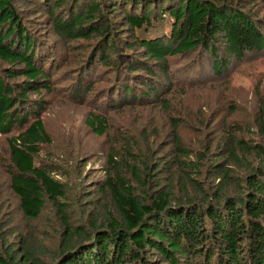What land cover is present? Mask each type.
Returning a JSON list of instances; mask_svg holds the SVG:
<instances>
[{"label":"trees","instance_id":"1","mask_svg":"<svg viewBox=\"0 0 264 264\" xmlns=\"http://www.w3.org/2000/svg\"><path fill=\"white\" fill-rule=\"evenodd\" d=\"M254 2L0 0V136L10 151L8 188L21 220L36 224L52 204L64 225L55 252L38 234L24 233L20 224L4 219L0 203V264H264L262 144L236 141L234 134L226 138L210 158L219 180L215 192L201 187L198 177L210 147L195 159L183 148L176 168L191 190L177 196L170 185L148 183L161 172L149 166L153 149L145 159L134 151L137 141H126L108 154L106 178L94 187L108 195L104 215L100 205L86 200H97L95 195L81 191L82 206H93L89 216L96 213L86 227L73 225L68 215L72 187L57 169L65 168L68 155L57 168L36 161L41 147L52 143L41 113L44 98L56 91L59 52L72 48L79 55L76 77L70 78L74 98L103 92L105 107L112 109L165 101L174 85V59L196 55L191 66L204 70L208 61L212 77L225 78L233 64L264 53L259 9L264 0ZM97 66L98 80L112 76L99 90L94 89ZM85 122L99 137L110 129L107 117L96 112ZM256 123L264 136L262 108ZM239 150L259 161L245 165L242 177L232 169L247 161Z\"/></svg>","mask_w":264,"mask_h":264},{"label":"rangeland","instance_id":"2","mask_svg":"<svg viewBox=\"0 0 264 264\" xmlns=\"http://www.w3.org/2000/svg\"><path fill=\"white\" fill-rule=\"evenodd\" d=\"M257 2L259 0L254 3ZM259 9L264 17V7ZM49 41L52 43L54 38L50 36ZM78 57L72 48L58 53L60 66L54 74L56 91L44 98L47 104L41 113L52 143L42 146L40 158L36 159L39 165L48 163L57 168L62 156L65 158L68 155L67 163L63 165L65 168L57 169L65 174L63 180L72 187L69 206L73 212L68 215L73 225L86 227L89 220L96 217V213L90 216L88 213L93 211V206L87 203L82 206L85 197L81 191L87 192V196L95 195L97 200H86L100 205L104 215L105 207L109 206L108 195L94 187L106 178L108 154L126 141H137L134 151L145 159L153 149L149 166L154 165V169L159 167L161 172L155 178H149L148 183L170 185L177 196L184 194L186 188L191 190L185 184L186 176L176 168L183 148L195 159L196 154L207 153L204 149L210 147L201 164L202 174L198 177L201 187L205 185L215 192L219 180H214L210 158L213 152L220 153L229 135L234 134L236 141L243 140L246 144L264 145V136L256 123L260 109H264V53L233 64L234 69L225 78L212 77L208 61L203 66L204 70L196 68L195 63L191 66L196 55L174 59L170 62L174 85L170 84L169 78L170 87L164 95L165 101L153 100L145 105L135 104L120 109L106 108L104 101L107 97L103 96L108 94L103 92L97 96L96 93L88 95L85 100L72 96L70 89L74 80L70 78L76 77ZM198 70L204 73H198ZM99 72L100 66H97L94 81L98 80ZM102 79L95 82L94 89H104L112 76ZM164 104L168 106L165 108ZM91 112L104 115L109 120L110 129L106 135L99 137L87 127L85 121ZM221 152L224 153L223 150ZM9 154L6 137L0 136V203L3 211L7 212L4 219L9 217V220L20 224L18 229L24 233L38 234V239L56 252L59 235L64 230L61 214L58 215L54 206L48 204L36 224L31 226L30 222L20 219L15 210L18 209L17 202L8 188ZM238 155L247 160L245 164L232 166L238 176L245 174V165L251 167L259 163L255 156L243 155L240 150ZM57 177L61 179V176ZM168 180H171L169 184ZM48 258L53 260L52 256Z\"/></svg>","mask_w":264,"mask_h":264}]
</instances>
